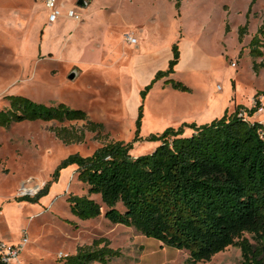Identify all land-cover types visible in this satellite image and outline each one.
<instances>
[{
	"label": "rangeland",
	"instance_id": "1",
	"mask_svg": "<svg viewBox=\"0 0 264 264\" xmlns=\"http://www.w3.org/2000/svg\"><path fill=\"white\" fill-rule=\"evenodd\" d=\"M78 1L59 0L66 9H77L82 23L63 15L50 24L44 0H0V111L9 108L7 96H23L82 110L88 121L104 125L100 137L86 131L82 143L71 145L53 129L81 130L87 121L0 128V237L16 242L27 234L22 264H63L62 258L78 247L101 238L121 252L109 264H185L187 251L107 220L99 195L92 196L102 206L98 218L84 221L74 215L68 198L87 196L88 188L78 181L76 165L60 166L115 141L130 143L132 157L150 154L160 145L151 137L168 128L203 125L236 107L253 108L255 96L264 93V69L253 70L254 62L264 64V34L259 36L262 57H251L250 43L264 25V0L252 7V0H182L179 9L176 0H84V8ZM247 20L240 42L238 31ZM126 34L137 38V45H129ZM174 47L180 54L175 73L143 97L154 76L168 70ZM178 82L190 90H175L172 84ZM258 100L261 109L247 119L264 124V96ZM47 183L49 190L38 201L20 200ZM24 185L31 193L22 191ZM117 209L124 211L121 203ZM241 261L240 249L232 246L197 264Z\"/></svg>",
	"mask_w": 264,
	"mask_h": 264
},
{
	"label": "trees",
	"instance_id": "2",
	"mask_svg": "<svg viewBox=\"0 0 264 264\" xmlns=\"http://www.w3.org/2000/svg\"><path fill=\"white\" fill-rule=\"evenodd\" d=\"M257 0H252L251 7ZM182 0H176L180 8ZM248 16V15H247ZM248 20L240 27L239 41L247 33ZM264 25L250 43L252 58L263 56L259 38ZM228 27L226 32H228ZM180 54L174 47L167 71H159L141 91L145 95L154 84L175 73ZM263 63H253L258 74ZM178 91L190 89L173 83ZM236 107L210 123H184L178 129L168 128L151 139L160 145L150 154L132 157L131 144L110 142L92 155H75L65 160L60 169L76 165L78 181L86 185L87 196H70V211L81 220L96 219L102 206L92 196L99 195L107 211L105 218L113 224L135 229L164 246L189 253L185 264L210 261L229 247L241 251V264H264V124L250 122L261 108ZM9 108L0 111V128L23 122L87 121L81 130L60 127L53 129L65 145L82 143L85 132L101 136L104 125L88 121L82 110L67 105L47 106L23 96H7ZM139 108L137 128L141 124ZM190 136H184L185 129ZM138 133V131H137ZM47 183L35 196L20 200L38 201L49 190ZM121 203L124 211L117 205ZM250 235L252 241L245 237ZM121 252L107 239L80 246L75 254L62 258L63 264H109Z\"/></svg>",
	"mask_w": 264,
	"mask_h": 264
},
{
	"label": "built area",
	"instance_id": "3",
	"mask_svg": "<svg viewBox=\"0 0 264 264\" xmlns=\"http://www.w3.org/2000/svg\"><path fill=\"white\" fill-rule=\"evenodd\" d=\"M44 3L47 10L49 11L48 22L50 24L57 22V20L63 17V15L71 20L76 21L78 24L83 22L82 16L77 9L70 8L66 9L64 12V6L59 2V0H44ZM125 41L132 46L137 45L138 43L137 38L131 34L125 35ZM24 189L30 190L26 185L22 187V191ZM23 192L31 193L26 191ZM28 243L29 239L26 233H22L19 242L14 245L0 240V264H22L20 260V254Z\"/></svg>",
	"mask_w": 264,
	"mask_h": 264
},
{
	"label": "crops",
	"instance_id": "4",
	"mask_svg": "<svg viewBox=\"0 0 264 264\" xmlns=\"http://www.w3.org/2000/svg\"><path fill=\"white\" fill-rule=\"evenodd\" d=\"M63 6H64V4H63ZM64 10H66L65 6H64ZM146 84H147V83H144V85H146ZM147 85H148V84H147ZM197 125H199V124H197ZM192 133H193V131H191V132H187V130L185 129L184 136H190ZM20 238H21V237H20ZM0 240L5 241V239H4V238H1V237H0ZM19 240H20V239H19ZM19 240L16 241V242H7V241H5V242L14 245V244H17V243L19 242Z\"/></svg>",
	"mask_w": 264,
	"mask_h": 264
},
{
	"label": "water",
	"instance_id": "5",
	"mask_svg": "<svg viewBox=\"0 0 264 264\" xmlns=\"http://www.w3.org/2000/svg\"><path fill=\"white\" fill-rule=\"evenodd\" d=\"M77 6H78V7H81V8H84V7L87 6V4H86V2H85L84 0H79V1L77 2ZM74 77H75V75L72 74V75L70 76V79H73Z\"/></svg>",
	"mask_w": 264,
	"mask_h": 264
},
{
	"label": "bare ground",
	"instance_id": "6",
	"mask_svg": "<svg viewBox=\"0 0 264 264\" xmlns=\"http://www.w3.org/2000/svg\"><path fill=\"white\" fill-rule=\"evenodd\" d=\"M23 191L29 192L27 189L26 190L24 189Z\"/></svg>",
	"mask_w": 264,
	"mask_h": 264
}]
</instances>
